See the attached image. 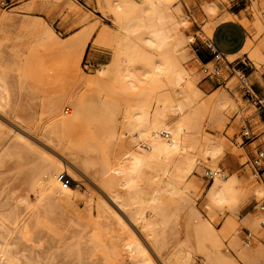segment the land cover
<instances>
[{"label":"bare ground","instance_id":"obj_1","mask_svg":"<svg viewBox=\"0 0 264 264\" xmlns=\"http://www.w3.org/2000/svg\"><path fill=\"white\" fill-rule=\"evenodd\" d=\"M97 2L114 28L102 27L96 38L110 52V61L94 77L82 73L89 34L74 43L62 42L40 20L14 10L0 16V167L12 153L5 149V137L11 133L6 122L36 128L37 137L58 150V158L16 136L19 155L41 153L31 183L39 185L51 209L82 198L83 217L116 224V230L106 231L107 240H95L104 264L249 263L264 252V212L245 219L257 234L254 246L244 244L235 213L220 230L213 224L222 221L219 211L235 209L241 179L216 171L225 156L224 141L202 133L206 121L224 124L229 86L219 88L217 98L205 99L197 78L182 65L185 55L180 51L194 40L185 33V0ZM51 4L40 0L30 8ZM69 6L87 19L79 6ZM206 11L199 34L219 57L235 53L246 56L256 69L264 65V23L259 15L251 21L227 12L216 20L213 3ZM261 75L257 70L252 79L261 80ZM74 80L80 89L73 93ZM179 90L183 99L176 101L173 94ZM128 136L131 141L126 143ZM200 162L215 175L203 204L209 218L196 206L195 197L204 193L192 179ZM81 168L96 186L86 193L73 186ZM255 192L262 197L264 186ZM21 214L14 209L0 216V264L13 262L7 229ZM40 225V220L25 222L22 239L33 243ZM227 241L231 249L225 250Z\"/></svg>","mask_w":264,"mask_h":264},{"label":"rangeland","instance_id":"obj_2","mask_svg":"<svg viewBox=\"0 0 264 264\" xmlns=\"http://www.w3.org/2000/svg\"><path fill=\"white\" fill-rule=\"evenodd\" d=\"M39 2L40 0H0V16L14 10L15 13L21 16L40 20L51 28L62 42L74 43L77 37L85 33L89 34L88 48L82 62V73L88 77L96 76L102 65L110 61V52L96 43V38L102 27L114 28L109 15L100 10L97 0H52V4L44 9H41V6L30 8L33 3ZM185 2L186 7H183L185 33L188 37L194 38V40L193 42L187 41L180 51L185 55L181 58L182 65L194 75L193 77L189 75L191 78H197L198 87L203 91L202 95L205 99L213 100L217 98L218 92H215L221 87L224 89L229 86L227 90L224 89L229 100L226 111H224V124L219 127L206 121L202 126V133L216 142L224 141L226 147L225 156L216 171H220V174L225 178L238 174L241 179L238 187L242 189V193L235 209L232 211L224 208L219 211L222 221L213 224L217 230H220L228 216L232 212L235 213L237 226L240 229V236L245 242L244 244L254 246L258 239L257 234L247 226L245 219L262 211L264 212L262 210L264 195L259 197L255 192L264 184L260 177L261 172L254 164V159L250 161L244 155L243 150L239 146H235L232 137L234 134L242 132L244 126L242 118L248 119L254 127V133L260 135L261 140L258 146L264 151V114L259 113L255 107L247 105V102L243 100L238 75L228 67L223 66V79H213L201 73L198 67L194 65V62L190 60L195 57L194 50L197 48L203 52V56L211 57L210 51L207 50V46L199 34L206 23V7L209 3H213L216 6V20L224 13L235 12L238 13L239 17L245 16L251 21L256 18V15H259L264 23V0H185ZM69 3L79 6L83 15L87 16V19L82 20L77 13L73 12ZM189 14L194 17L195 24L189 21ZM262 35H264V32ZM224 58H228V56L225 55ZM234 61L235 59L229 56L228 62L232 66L236 65ZM238 61H245L249 65L246 66L242 63L238 66L236 65L238 73L247 74L250 77L258 70L262 74L261 78H264V65L256 69L246 56L240 57ZM220 63L224 65V62L220 60L219 62L215 61L209 67ZM243 67L247 69L241 72L240 70ZM79 89V83L75 80L72 81L71 92H77ZM254 89L258 93V88L256 89L255 87ZM173 97L176 101L182 100V90L175 92ZM104 99L102 98V100ZM238 107L239 109L240 107H248V109L245 114L242 113L243 117L238 115V118L233 122L231 118L234 116V111L238 110ZM120 118L121 116H119ZM6 123L10 126L11 133L5 137V149L12 153L6 157V161L0 167V216L1 214L11 213L14 209L20 210L22 213L19 219L14 224H10L7 229L9 244L14 251L11 264H104L101 246L94 247L96 245L95 240L98 238L107 240L106 231L116 230L118 228L116 224L112 220L110 225L100 224L97 219L91 222L83 217L86 203L82 198L62 204L58 208H49L42 200V191L39 185L31 183L32 173L40 166L41 153L32 152L30 156L19 155L15 150L16 136L30 140L34 146H37L48 157L57 159L58 150L52 148L41 137H37L39 131L36 128L26 124ZM38 123L41 125L45 124L40 122V117L38 118ZM130 141V136L124 140L126 143ZM237 143L242 144V138H239ZM258 146H255V150L252 148V153L255 157ZM232 156H240L241 165H232L230 161ZM213 171L208 164L200 162L192 176V179L204 191L202 197H195L196 206L203 216L207 218L209 217L203 208V204L206 199L205 191L209 189L214 181L210 177ZM77 172V182L73 186L81 187L83 193H86L90 188L96 187L92 183V178L87 173L88 171L86 172L81 168V171L77 169ZM37 220L42 221V225L35 230L34 235L36 238L33 243H26L21 236L24 230L23 225L25 222L27 224L36 223ZM249 234H252L251 238H249ZM261 242L264 245V239H261ZM228 249H231L229 241L226 242L225 246V250ZM195 258L196 262H202L200 255L195 254ZM3 264L8 263L4 262ZM238 264H264V252L253 256L249 263L239 260Z\"/></svg>","mask_w":264,"mask_h":264},{"label":"built area","instance_id":"obj_3","mask_svg":"<svg viewBox=\"0 0 264 264\" xmlns=\"http://www.w3.org/2000/svg\"><path fill=\"white\" fill-rule=\"evenodd\" d=\"M188 19H189V21H191V23H193V24L196 23L194 20V17L190 14L188 15ZM203 42L206 44L207 50H209L211 53V57H210L211 60L208 62L205 61L204 58H202L200 56L202 51L199 48H197L196 50H194V56L195 57L193 59H191L190 61H193L194 65H196L198 67L199 71L201 73H203L206 77H210L213 79H216V78L223 79V66L228 67L232 72H234L238 75V78H239L238 80L240 82L243 100L245 102H247V104L255 107L259 113L264 114V97H261L255 91V89H254L255 87L250 82V79L247 76V74L238 73V71H236L235 65L232 66V64H230L228 62L229 58H224V56L219 57L217 55V52L214 50V48L209 43H207L204 39H203ZM220 60H222L224 62L223 63L224 65H222L220 63L218 65H214L213 67H209L211 65V63L213 64L215 61L219 62ZM191 69H192V67H191ZM190 75L192 77L194 76L191 73H190ZM247 109H248V107H246V108L240 107V109L238 107V110L234 111V116L231 118L232 121L234 122L238 118V115L241 116L242 113L245 114ZM242 117H243V115H242ZM242 122H243L244 126L242 128V132L240 133L242 141H243V143L241 145H245V143L255 141L256 139H258L260 137V135H256L254 133V127L252 126L251 122L248 119L242 118ZM256 151H257V155H256V157H254V164L257 167V169H259L261 172V168L263 166L262 163L264 161V151L260 146H258V149ZM210 177L214 179L215 175L213 173H211ZM262 210H264V206L262 207ZM251 237H252V234H249V238H251Z\"/></svg>","mask_w":264,"mask_h":264},{"label":"crops","instance_id":"obj_4","mask_svg":"<svg viewBox=\"0 0 264 264\" xmlns=\"http://www.w3.org/2000/svg\"><path fill=\"white\" fill-rule=\"evenodd\" d=\"M235 13V12H234ZM208 53V52H207ZM204 55V54H203ZM206 55V54H205ZM229 58V57H228ZM230 58H234L235 59V61L234 62H236V65L238 66L240 63H242V64H245L246 66H249V65H247L246 64V62L245 61H238L239 59H240V56H238L237 54H235V53H233L232 55H230ZM209 59V57H205L204 56V60L206 61V60H208ZM235 65V66H236ZM247 68L246 67H243L240 71L241 72H244L245 70H246ZM250 82L256 87V89H257V91H258V93H259V95L261 96V97H264V78L262 79V81H260V80H253L252 79V75H250ZM248 105V104H247ZM239 138H241V135H240V133H236V134H234L233 135V137H232V140H233V142H234V144H235V146H239V148H241V150H243V152H244V155H246L247 157H248V159L250 160V161H252V159H254V154L252 153V148L255 150V146H258V143H259V141L261 140V138L259 137L258 139H256L255 141H252V142H248V143H245V145H241V144H238L237 143V140L239 139ZM231 163H232V165H241V158H240V156H232L231 157ZM263 165H264V161H263ZM260 177H261V179H262V182H263V184H264V166L261 168V173H260Z\"/></svg>","mask_w":264,"mask_h":264},{"label":"trees","instance_id":"obj_5","mask_svg":"<svg viewBox=\"0 0 264 264\" xmlns=\"http://www.w3.org/2000/svg\"><path fill=\"white\" fill-rule=\"evenodd\" d=\"M200 56H201L202 58H204V56H203V52H201ZM210 60H211V58H209V59L206 60V61L208 62V61H210Z\"/></svg>","mask_w":264,"mask_h":264}]
</instances>
